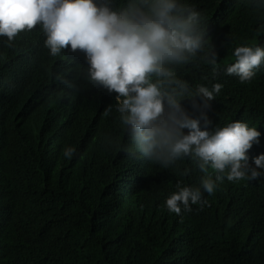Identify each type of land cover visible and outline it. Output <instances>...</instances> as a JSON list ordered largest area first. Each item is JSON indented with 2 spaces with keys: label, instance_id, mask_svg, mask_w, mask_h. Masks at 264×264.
<instances>
[{
  "label": "clouds",
  "instance_id": "9594fccd",
  "mask_svg": "<svg viewBox=\"0 0 264 264\" xmlns=\"http://www.w3.org/2000/svg\"><path fill=\"white\" fill-rule=\"evenodd\" d=\"M196 9L187 0H0V135L39 101L79 110L108 139L109 155L125 174L144 167L140 182L150 174L160 187L184 169L164 200L167 211H182L180 220L210 203L212 194L264 176L257 127L237 119L209 129L203 111L221 88L205 84L223 76L250 80L264 65V46L216 54L206 36L210 25ZM199 53L213 74L206 82L197 76L205 58L184 70ZM197 96L201 111L190 115L187 109L199 108ZM74 154L64 147L66 159ZM190 237V249L207 253L202 232Z\"/></svg>",
  "mask_w": 264,
  "mask_h": 264
},
{
  "label": "trees",
  "instance_id": "16d2710c",
  "mask_svg": "<svg viewBox=\"0 0 264 264\" xmlns=\"http://www.w3.org/2000/svg\"><path fill=\"white\" fill-rule=\"evenodd\" d=\"M187 3L210 25L206 36L216 54L264 46V6L253 0ZM204 58L197 54L184 70ZM207 63L197 71L204 82L213 75ZM213 83L221 88L203 109L208 128L237 119L256 126V148L264 153V65L246 82L223 76L205 86ZM198 106L187 112L199 114L201 101ZM79 114L39 101L0 135V264H264V176L212 194L210 203L180 220L182 211H167L164 200L184 169L157 181L160 187L150 174L140 182L147 169L125 174L109 155L108 139ZM66 146L75 150L67 159ZM187 218L190 228L183 225ZM192 231L207 237L200 245L207 253L190 249Z\"/></svg>",
  "mask_w": 264,
  "mask_h": 264
}]
</instances>
